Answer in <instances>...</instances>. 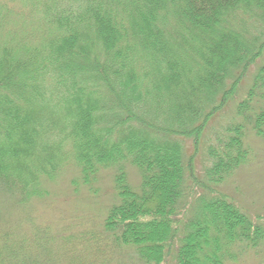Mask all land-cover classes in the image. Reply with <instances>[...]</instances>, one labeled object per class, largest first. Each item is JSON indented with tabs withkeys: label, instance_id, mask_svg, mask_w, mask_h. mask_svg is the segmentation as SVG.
Here are the masks:
<instances>
[{
	"label": "trees",
	"instance_id": "trees-1",
	"mask_svg": "<svg viewBox=\"0 0 264 264\" xmlns=\"http://www.w3.org/2000/svg\"><path fill=\"white\" fill-rule=\"evenodd\" d=\"M263 37L264 0H0V190L23 205L67 166L87 188L114 169L113 244L144 264L173 248L174 264L236 262L264 229L215 188L247 163L246 126L264 134V65L235 106L241 123L205 132Z\"/></svg>",
	"mask_w": 264,
	"mask_h": 264
},
{
	"label": "rangeland",
	"instance_id": "rangeland-1",
	"mask_svg": "<svg viewBox=\"0 0 264 264\" xmlns=\"http://www.w3.org/2000/svg\"><path fill=\"white\" fill-rule=\"evenodd\" d=\"M255 33L254 28L251 35ZM263 42L264 37L257 48ZM259 52L239 82L231 102L211 119L205 132L207 138H212V132L222 125L241 123L235 115V106L244 98L255 73L264 65V46ZM259 102L264 111L261 105L264 100ZM203 142L199 143L193 162L195 175L200 179H203L205 157ZM210 142L208 140L205 146ZM244 144L249 149L247 163L215 189L229 197L250 223L264 229V134L256 136L246 126ZM185 145L190 155L191 141ZM125 171L128 182L137 189L140 183L137 170L126 165ZM114 174V169L101 171L91 188H87L77 183L73 168L67 166L55 179L44 183L41 198L23 205H17L14 198L0 190V244L5 242L12 250L11 264H144L131 247L116 246L102 231L109 209L119 203ZM247 242L253 244L255 241L249 239ZM239 247L243 251H239L238 260L227 264H264V236L255 248L244 244ZM174 252L175 248L164 264H174Z\"/></svg>",
	"mask_w": 264,
	"mask_h": 264
}]
</instances>
